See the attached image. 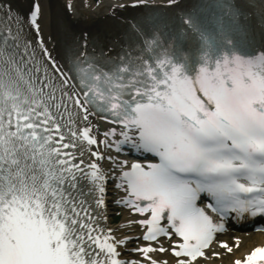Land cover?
Returning a JSON list of instances; mask_svg holds the SVG:
<instances>
[{
  "label": "snow or ice",
  "instance_id": "6c2138e0",
  "mask_svg": "<svg viewBox=\"0 0 264 264\" xmlns=\"http://www.w3.org/2000/svg\"><path fill=\"white\" fill-rule=\"evenodd\" d=\"M43 7L33 0L22 17L12 0H0V40L17 52L23 47L31 63L29 45L38 48L44 67L25 80L31 63L21 69L26 58L17 61L5 48L4 74L30 95L0 111V264H137L134 254L140 264H169L164 255L173 264H200L230 222L264 217V48L206 58L188 76L157 55L166 52L172 21L147 12L128 20L123 34L143 50L134 69L126 53L113 55L115 45L100 47L86 32L63 54L49 49L38 20ZM117 7L174 9L182 35L203 36L209 23L244 40L264 35V0H250L247 10L237 0H197L189 8L182 0H123ZM26 24L35 37L25 34ZM73 111L76 127L65 130L62 114ZM91 117L105 137L117 128L105 131L100 121L118 126L117 152L139 158L109 156L111 176L88 164L86 154H101L86 152L77 138L89 149L97 143ZM109 184L123 191L144 235L122 239L106 228ZM220 247L232 252L227 241ZM234 264H264V247Z\"/></svg>",
  "mask_w": 264,
  "mask_h": 264
},
{
  "label": "bare ground",
  "instance_id": "6f19581e",
  "mask_svg": "<svg viewBox=\"0 0 264 264\" xmlns=\"http://www.w3.org/2000/svg\"><path fill=\"white\" fill-rule=\"evenodd\" d=\"M17 5L25 8L28 12L30 11V5L32 0H12ZM166 3V0H154ZM43 7V15L38 17L41 27L44 29V36L48 40V47L51 49L55 47L57 52L61 54L62 49H58L57 42L51 40V36H58V33L62 31L64 36H68L71 33H87L89 37L96 41V44L100 47L105 45H115L113 49V55H118L121 58L126 53L128 56L136 58L135 53L128 47L131 41L128 42L124 38V33L127 31L126 21L119 26H113L110 20L120 16H131V12L136 11V8H115L114 5H118L123 0H41ZM131 3V0H129ZM70 6V7H68ZM103 23L110 26L104 27ZM66 40H64V43ZM92 128L95 140L97 141V151L103 152L104 159L100 162L103 170H110L113 167V160H108L109 156L113 158H122L119 154H112L107 148L101 149L104 146V142L116 141L120 137L118 136L119 128L116 125L100 121L103 129L107 131L110 128H117L116 136L105 137L103 132L96 130V118L91 117ZM100 141H104L100 143ZM110 174V173H109ZM108 174V175H109ZM110 195L116 196L117 190H110ZM111 213V212H110ZM123 221L133 219L128 214V211H123ZM139 230V227L135 225L121 226L116 224L112 226V232L118 237L126 235H134ZM264 243V233L258 234H247L241 237V243L238 248L232 247V252L228 253L227 250L218 251L221 253L219 258H215L209 255L207 258H201L200 264H234L233 260L240 257H246L250 250L256 245ZM161 256V254H157ZM162 257H169L164 255ZM170 258V257H169ZM172 260V259H171Z\"/></svg>",
  "mask_w": 264,
  "mask_h": 264
}]
</instances>
